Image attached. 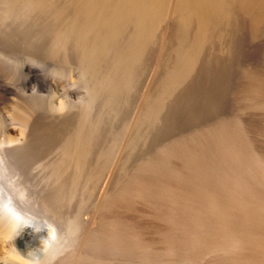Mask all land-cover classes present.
Wrapping results in <instances>:
<instances>
[{"label": "rangeland", "instance_id": "rangeland-1", "mask_svg": "<svg viewBox=\"0 0 264 264\" xmlns=\"http://www.w3.org/2000/svg\"><path fill=\"white\" fill-rule=\"evenodd\" d=\"M79 1L0 0L1 65L9 57L10 66L32 58L53 70L51 78L60 85L50 91L51 101L72 94L78 103V90L93 92L89 112L76 121L31 126L33 152L25 158L24 172L12 178L16 193L24 186L28 197L46 193L69 199L51 218L58 234L73 239L69 264H243L236 253L208 242L222 216L204 193L232 209L237 225L245 220L233 195L252 211L258 206L236 180L264 194V9L249 8L244 0H224L219 9L212 0H194L204 6L205 29L197 17L185 16L180 0H159L152 11L139 13L131 0ZM64 35L71 41L60 47L56 39ZM76 43L87 54L82 63ZM63 50L72 60L63 61ZM8 68L0 73V85L12 86L13 94L0 96V127L20 118V106L27 108L21 98L25 77L20 69L13 78L18 66L10 81ZM80 80L86 85L79 86ZM80 126L84 145L70 146L71 153H81L79 172L74 164L59 162ZM177 218L203 223L204 241L195 245ZM41 247L17 246L24 258ZM8 254L0 249L6 264H22Z\"/></svg>", "mask_w": 264, "mask_h": 264}, {"label": "bare ground", "instance_id": "bare-ground-1", "mask_svg": "<svg viewBox=\"0 0 264 264\" xmlns=\"http://www.w3.org/2000/svg\"><path fill=\"white\" fill-rule=\"evenodd\" d=\"M157 1H159V0H131V4H132V8L131 9H133V11H136L138 13L141 12V11H152L155 8V5H156V2ZM223 1L224 0H212V2H211L210 5L212 7H214V8H216V9L217 8L218 9L219 8H223ZM78 3L80 4V1L79 0H78ZM176 3H178V2L176 1ZM176 3H175V7L177 5ZM244 3L249 8H254L255 6H259L262 9H264V0H244ZM83 4H84V2H83ZM23 5H24V3H23ZM180 9H182V11L184 12V14H185L186 17H192V16L197 17L200 20L203 28L206 29L208 27V21H207V18L205 16V14H204V6L202 4H200V3H198V2H196L194 0H180ZM137 17L135 18L136 20H137ZM90 21H92V20H90ZM189 21H190V19H189ZM192 22H194V21H192ZM187 23L189 24V22H187ZM77 26H78V24H77ZM136 34H138V33H136ZM195 36H196V34H195ZM183 37L185 38V36H183ZM185 39H187V38H185ZM8 41L15 42L17 40L11 39V40H8ZM70 41H71L70 37L65 36V35L64 36H59L56 39V43L60 47H65ZM184 42H186V41H184ZM179 43H180V41H179ZM195 43H196V41H195ZM99 44H101V43H99ZM76 46H78V49H80L78 51V55H77L78 61L80 63H82V62L85 61V59L87 57V54L82 50L81 46L78 43H76ZM3 55L4 54H1L0 55V58ZM61 55H62V58H63V61L64 62H68V59L69 60H72V56L68 52H66V50H63V52H62ZM6 57L8 58L9 56L7 55V56H5V58ZM3 58L4 57H2V59ZM9 58L7 59L8 61L4 62V64L5 63H7V64L9 63V60H10ZM3 60L2 61L0 60V63L3 62ZM13 61L11 62L12 65L18 63V62L13 63ZM20 63H21V65H20ZM4 64H2L3 66L0 64L2 66V68L4 67ZM7 64L4 67V73L7 70L6 68H8L10 66V63L8 65V67H7ZM12 65L10 66V68H8V71L7 72H9V71L11 72L12 70H14V68H17L19 66L20 68H17V69H19V71L17 69H15L16 72L18 71L17 72V75H16L15 70H14L13 71L14 73L13 72L11 74H10V72L8 73V75H10V76H8V75H6V76H8V78H10V81H12L11 80L12 79L11 76H14V74H15L16 76H14L13 78H18L17 76H18V74L20 76V69H21V73L25 77V82H24V87L25 88H24V90L22 92L21 98L24 100V102H26L27 108H23V107L20 106V113H19L20 118L13 119L11 117L12 120L10 121L9 124L8 123H3L2 127H0V207H2L3 205L7 204L9 208H11V209L19 212L22 215H25L26 217L32 218L33 220H35L36 223L42 224L45 221L51 223V218L55 215V212H56L58 206L69 204V199L67 200V199L62 198V197L50 196L49 194H46V193L44 195H39L37 197H28V195L26 194V192H28L27 191V188H24V186H23V188H20V193H22V194H17L16 193V188L19 189L17 187L18 186V183L15 182L14 180H12V178L14 179V178H16V177H13L14 175H19V174H22L24 172V170H25V158H26V156L29 153L33 152V143H32V136H31V133H32L31 132V128L32 127L31 126L32 125H36V124H40V123L59 124V123L65 121V120L66 121H69V122L76 121V119L77 118H81L84 113H88L89 112V104H88L89 97L88 96L91 95L93 92L90 91L89 92V95H87L88 93H86V94L85 93H82L84 91L86 92L85 88H84V91H82V92H79V90H78V93L76 94V96H78L77 97L78 103L71 100V98L73 97L72 94L69 97H66L65 99H62V100H59V101H54V100L51 101V100L48 99V97H52L53 92L50 93V91L52 90V88H55V86L57 85V83H59L57 81L56 84H55L54 83V80H53L54 78L53 79L51 78L52 77L51 76L52 74L50 75V73L54 72L53 70L48 69V68H45V67L37 64L35 62V60L32 59V58H26V59H24L22 62H19L18 63V66L17 67H15L16 65H14V67ZM89 66L91 67V69L94 72L96 71V66L94 65V62L93 61L91 62V64ZM10 69H12V70H10ZM79 69H80V71L82 73L85 72V70L81 66V64L79 66ZM70 71L68 73H70L72 75V72H70ZM77 71H76V73H79L80 74V72H77ZM61 72H63V71H61ZM0 73L2 75L3 69H2V72H0ZM65 73H66V71H65ZM3 76L5 77V75H3ZM68 76H69V74H67V78H69ZM78 77H80V75ZM85 77H87V76H85ZM7 79H4V80H7ZM85 79L82 80V82L85 81ZM8 80H7V82H8ZM80 82H81V80H80ZM82 82L80 83L79 86H82L81 84L86 85L85 82L84 83H82ZM86 83H88V82H86ZM58 85H60V83ZM11 87L8 84H1L0 85V96L7 97L9 95H12L13 94V90L11 89ZM18 90H20V89H18ZM44 92H48L49 94L46 96V95L43 94ZM36 107H40L41 110L38 111L36 109ZM13 108H14V106H13ZM75 108L77 109L76 111L74 110ZM13 111H15V109ZM12 114H14V113H11V115ZM9 115L10 114H8V116ZM17 126L19 128V132L16 131V129H18V128H16ZM240 129H241V127H240ZM215 130H216V128H215ZM212 131L210 133H212ZM229 132H231V131H229ZM237 132H238V130H237ZM226 134H224V135H226ZM218 136H219V134H218ZM240 138H242V137H240ZM253 139H255V138H253ZM212 141H215V140L213 139ZM83 143H84V139H83V137L81 135V126H80L79 129L77 130V132L74 133L73 136L69 139V141L67 143V146L65 148L63 157H62L61 161L59 162L60 165H64V164L71 163V164H74L77 167V169L79 170V172L82 171V163H83V160H82L81 153H79L77 155H75L74 153H71L70 152V146H71V148H72V145H75L77 147H80V146L84 145ZM248 149H249V147H248ZM250 150H252V149H250ZM172 151L173 150H171V153H173ZM224 151H225V149H224ZM257 151H259V150L257 149ZM225 152L227 153V151H225ZM212 153H213V151H212ZM208 154H206V155H208ZM217 154H216V156H217ZM189 156H191V155H189ZM197 160H199V159H197ZM200 160L201 161H204L203 159H200ZM258 161H260V160H258ZM204 163H206V162H204ZM204 163L202 162L203 165H204ZM256 164H258V163H256ZM168 165H170V164H168ZM191 166H192V164H191ZM209 166H211V165H209ZM189 167H190V165H189ZM192 167H194V165ZM207 169H209V168H207ZM193 171H195V170H193ZM226 171H227V169H226ZM235 171H236V169H235ZM72 172H73V170H72ZM175 174H177V173L175 172ZM227 174H229V173H227ZM137 177H139V176H137ZM17 179L18 178H16L15 180H17ZM169 179H167V180H169ZM234 179L236 180V178H234ZM219 181H217V182H219ZM153 182H154V180H153ZM215 184H217V183H215ZM235 184H238V186L243 187L245 189V192L249 195V197L251 198V200H253L255 202V205L258 206V210L257 211H252V209H250L248 207L247 202L244 199H242L241 196H239V195H233L231 199L234 202H236L235 206L237 205L236 207L238 208V211L240 212V214L243 216V218L245 220L244 224L237 225L233 221V218H232L233 217L232 209H230L226 205L222 204L221 201L219 200V198L216 197L217 195L215 196L214 194H210V193L205 192L204 193L205 194V198L208 200V202L211 205L212 209L216 212V214L218 213V214H220L222 216V220L219 223L218 228L215 231H213L212 233H209V235L207 237L208 242L215 249L230 251V253H232V252L236 253L237 259L240 262H242L243 264H262V263H264V194L261 193V192H258V191L253 190L247 184H245L244 182H241L240 180H236ZM152 186H154V185H152ZM167 186H169V185H167ZM214 187H215V185H214ZM75 189H76V187H75ZM190 189H192V188H190ZM198 189H200V188H198ZM172 190L175 191V189H172ZM176 190H177V188H176ZM204 190H206V189H204ZM43 191H44V189H43ZM206 191H208V190H206ZM17 192H19V191H17ZM197 193H199V192H197ZM201 193H203V192H201ZM211 193H213V192H211ZM164 194H165V192L163 193V195ZM157 197H159V196H157ZM192 197L193 196H189V198H190L189 199L190 200L189 203H191ZM206 203H207V201H206ZM249 205H253V204H249ZM189 206H190L189 208L192 211L195 212V208H194L193 204L192 205L189 204ZM54 220H56V219H54ZM176 220H177L178 224L182 227V229L186 232V234L189 236L190 240L195 245L196 244H200V243H202L204 241V238L201 237L202 236L201 234L203 233V231L205 229V226L203 225V223H199V222L188 223L187 221H184V220L178 219V218ZM254 221H257V222L259 221L261 224H257ZM51 224H53V222ZM54 225H56V224H54ZM71 226L73 227V224ZM212 227H213V225H212ZM56 229L59 230V228H57V227H56ZM80 229H81V227L78 225L76 227V233L77 234L80 232ZM68 231L70 232V227H69ZM65 233H66V231H65ZM9 235H10V230H9L6 222L2 218H0V249L7 251L14 259H17L18 261L22 262V264H25V260L28 258V255L25 256L26 258H24L23 257L24 256V251L18 249L17 246L23 247V248H29L32 245H35L36 246V245H38L40 243V238L41 237H46L47 233H46V230H45V231H42L39 234H35V233L32 232V229L31 228H25V229H20L19 232L17 233V237L16 238H13L12 240H8V236ZM171 235H174V234H171ZM58 237H59L60 243L58 244V246L56 247V249L54 251H50L47 254H43V251H42L43 247H41L40 249H37V248L34 249L33 248V251H35V253L41 254V258L45 262V264H47V262H49V261H51V264H69V262H70V256H71V254H72V252L74 250L73 239H71L72 237L70 238L69 236H65L64 233L62 235L58 234ZM225 238H227V242L224 240ZM175 248H176V246H174V245L171 246V250L172 251L175 250ZM184 248H186V247H184ZM193 248L195 249V247H193ZM197 251H195V252L197 253ZM26 253H28V252H26ZM227 253H229V252H227ZM9 254H8V256H9ZM215 254H217V253H215ZM219 254H221V253H219ZM198 255L195 256V257L197 258ZM53 256H55V259L54 260L52 259ZM76 257H74V258H76ZM188 257H189V255H188ZM193 257H190V258L193 259ZM213 258H215V257L213 256ZM224 261H226V260H224Z\"/></svg>", "mask_w": 264, "mask_h": 264}, {"label": "clouds", "instance_id": "clouds-1", "mask_svg": "<svg viewBox=\"0 0 264 264\" xmlns=\"http://www.w3.org/2000/svg\"><path fill=\"white\" fill-rule=\"evenodd\" d=\"M0 218L6 222L10 230L8 240L16 238L20 229L31 228L32 232L35 234H39L46 230V237L40 238V244L43 245V254L54 251L60 243L57 229L53 224L47 221L42 224L36 223L32 218L26 217L25 215L9 208L7 204L0 207ZM52 259L54 260L55 256H53ZM0 264H6V261L0 259ZM25 264H45V262L42 260L41 254H37L30 250L28 252V258L25 260ZM47 264H51V261L47 262Z\"/></svg>", "mask_w": 264, "mask_h": 264}]
</instances>
